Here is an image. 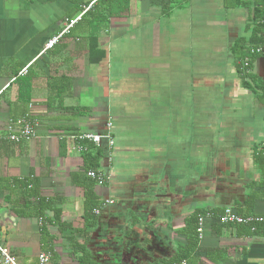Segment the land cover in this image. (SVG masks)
Returning <instances> with one entry per match:
<instances>
[{"label": "crops", "instance_id": "obj_1", "mask_svg": "<svg viewBox=\"0 0 264 264\" xmlns=\"http://www.w3.org/2000/svg\"><path fill=\"white\" fill-rule=\"evenodd\" d=\"M91 1L0 2V136L31 112L40 123L29 141H0V243L17 264L45 252L39 219L12 208L25 203L16 179H38L43 196L60 199L63 221L82 226L87 164L72 135L104 133L109 121L115 145L98 148L107 183L96 190L113 203L90 245L103 264L172 256L198 208L264 216V52L248 78L238 61L256 46L264 0H130L102 27L99 64L89 62L83 21L44 52ZM50 231L58 264H77L71 230ZM199 255L204 264H264V231L208 223Z\"/></svg>", "mask_w": 264, "mask_h": 264}, {"label": "trees", "instance_id": "obj_2", "mask_svg": "<svg viewBox=\"0 0 264 264\" xmlns=\"http://www.w3.org/2000/svg\"><path fill=\"white\" fill-rule=\"evenodd\" d=\"M181 1L184 0H168L167 4L171 6ZM91 2L85 5H89ZM129 6L130 0H98L92 4L89 11L79 21L88 23L90 27L89 62L91 64H99L106 57L105 50H103L99 44V36L102 27L108 25L111 18L125 14L129 10ZM256 14L261 15L260 18L262 23L260 22L256 29H254L252 42L256 46H262L264 45V10L260 11L259 9ZM243 51L244 49L240 51V56L238 58L240 67L241 60L247 55V53ZM249 76L250 75L245 78ZM25 97H29L28 92ZM81 146L87 147L86 151H82L87 164L85 170L86 174L90 170L101 171L100 161L104 157V151L96 148L92 144H82ZM73 178L76 183H79V175H73ZM13 182L21 190V196L25 199V203L23 207H20L18 204L12 205V208L19 216L25 217L34 215L39 219L42 249L50 253L52 261L58 264L60 259V255L55 251V240L57 236L50 231L51 226H56L62 234L65 229L71 230V234L65 237V239L68 241L69 247L71 248V256L76 260L77 264H103L97 259L94 251L90 248L92 233L98 226L100 214L106 205V200H102L96 190V188L100 186L97 180L86 175L85 180L80 183L84 188V213L82 216V226L80 227H73L72 224L63 221V210L60 206V199L43 196L40 181L38 179H16L13 180ZM106 183L107 181H105V184ZM97 211H99V213H97ZM207 213L215 214L214 212L199 210V208L194 210L185 219V227L181 230V233L185 235V243L180 245L172 256L157 258L154 263L204 264L202 257L199 255L200 237L198 233V219L200 216ZM216 224L217 223H214L212 225ZM243 226L247 227L253 234H259L264 231V223ZM205 257L211 258L210 253H207Z\"/></svg>", "mask_w": 264, "mask_h": 264}, {"label": "built area", "instance_id": "obj_3", "mask_svg": "<svg viewBox=\"0 0 264 264\" xmlns=\"http://www.w3.org/2000/svg\"><path fill=\"white\" fill-rule=\"evenodd\" d=\"M96 1L98 0L92 1L89 5H84L80 13L73 19L69 20L65 28L59 34L51 37L45 45L44 52L53 49L64 37V35L69 33L72 27H74L82 19V17L89 11L92 4H94ZM263 52L264 48L262 46L250 47V49L247 51V55L241 60L240 63L241 73L244 77H247L252 71L253 57L260 55ZM25 71L26 69L23 70L21 74H23ZM39 126L40 123L38 119L34 116V114L32 112L28 113L20 118L12 120L10 123V127L8 128V132L5 135L0 136V141L6 140L13 143L29 141L36 137ZM106 127L107 129L104 133L77 134L72 135V138L78 141V143L80 142L87 145L92 144L97 148L102 147V143L105 140L107 142V148L112 149V147L115 145L114 138L111 134L112 123L109 121ZM262 144L264 146V139ZM79 147L81 151L87 150V147L85 146ZM87 175L97 180L100 186L104 185L105 181H107V176L102 171L90 170ZM112 203V200H106V205ZM97 213H99V211H97ZM208 223H217L225 226H252L255 223H264V216L242 215L229 207L225 208L220 215L207 213L205 215L200 216L198 219V233L200 238L203 237L205 227ZM50 262V253L42 252L39 254L37 264H49ZM0 264H17L16 257L11 253L9 248L3 245L2 243H0Z\"/></svg>", "mask_w": 264, "mask_h": 264}]
</instances>
